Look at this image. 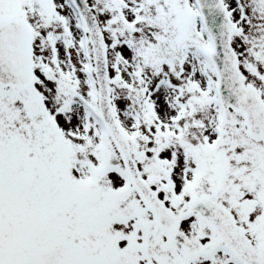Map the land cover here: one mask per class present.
<instances>
[{
	"label": "snow or ice",
	"instance_id": "obj_1",
	"mask_svg": "<svg viewBox=\"0 0 264 264\" xmlns=\"http://www.w3.org/2000/svg\"><path fill=\"white\" fill-rule=\"evenodd\" d=\"M0 264H264V0H0Z\"/></svg>",
	"mask_w": 264,
	"mask_h": 264
}]
</instances>
